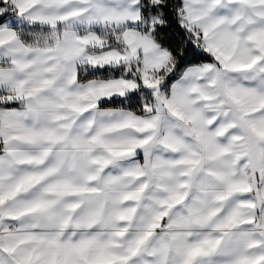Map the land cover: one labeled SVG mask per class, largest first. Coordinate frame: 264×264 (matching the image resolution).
Masks as SVG:
<instances>
[{
    "label": "snow or ice",
    "instance_id": "snow-or-ice-1",
    "mask_svg": "<svg viewBox=\"0 0 264 264\" xmlns=\"http://www.w3.org/2000/svg\"><path fill=\"white\" fill-rule=\"evenodd\" d=\"M0 264H264V0H0Z\"/></svg>",
    "mask_w": 264,
    "mask_h": 264
}]
</instances>
